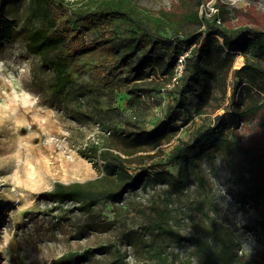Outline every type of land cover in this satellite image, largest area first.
<instances>
[{
  "label": "rangeland",
  "instance_id": "obj_1",
  "mask_svg": "<svg viewBox=\"0 0 264 264\" xmlns=\"http://www.w3.org/2000/svg\"><path fill=\"white\" fill-rule=\"evenodd\" d=\"M135 2L151 11H181L183 7L180 0ZM29 4L30 0L7 4L8 17L21 28L30 23ZM216 5L221 6L227 27L264 31V0H206L202 13H221ZM204 29L195 33L202 34L201 41ZM113 30L122 33L123 26L112 21L92 32L99 38ZM191 48L183 46L182 57ZM234 56L233 70L239 69L235 67L238 54ZM123 79L130 86L136 82L128 73ZM228 80L232 82V73ZM54 86V73L28 52L23 33L15 41L0 42V264H51L70 251L110 243L128 253L130 264H157L159 251L172 264H207L220 242L210 238L197 245L153 234L156 211L166 208L172 211V226L184 237L211 223L209 213L221 226L234 264H264V111L239 124L236 118L248 108L264 105V93L240 89L234 103L231 85L226 90L217 87L202 116L196 115L198 100L189 98L176 131L147 141L123 136L125 131H136L129 126V85L119 89L115 98L101 84H95L92 93L74 87L63 95H57ZM178 100L164 91L156 95L149 102L146 129L161 126L169 106ZM219 117L223 120L218 127ZM111 125L118 126L121 134L108 135L105 127ZM214 127H218L217 138L227 137L238 149L227 148L217 151L213 159L204 158L200 174L204 185L197 180L181 197L153 179L147 187L130 191L120 200L102 202L91 212H71L72 203L60 209L40 199L58 182L86 183L101 177L80 154L88 153L94 143L130 154L126 157L133 174L145 170L153 176L162 170L157 167L161 164L163 170L177 175L178 167L167 164L174 148L192 143L200 132ZM197 154L198 149L190 153ZM99 165L104 162L100 160ZM86 264L116 262L109 255Z\"/></svg>",
  "mask_w": 264,
  "mask_h": 264
},
{
  "label": "trees",
  "instance_id": "obj_2",
  "mask_svg": "<svg viewBox=\"0 0 264 264\" xmlns=\"http://www.w3.org/2000/svg\"><path fill=\"white\" fill-rule=\"evenodd\" d=\"M11 0H0V42L15 41L23 33L27 50L36 55L55 75V92L63 95L74 87L85 93L95 92V84L110 88V94L124 85L123 75L135 78L129 87L127 108L131 111L129 126L136 131H125L123 136L156 141L163 133L176 131L181 114L188 108L189 98L198 100L196 115L206 114L215 88L232 87V99L236 102L239 90L255 89L264 93V31L251 27L229 28L221 13H202L206 0H180L181 11H151L138 5L135 0H30V23L22 28L7 15V4ZM116 21L123 26L122 33L109 31L96 38L93 30L100 25ZM191 27V31L189 30ZM205 27L202 34L195 36ZM187 37L182 42L181 38ZM170 37V38H169ZM222 40V41H221ZM192 47L184 61L182 76L174 83L181 48ZM242 54L245 65L233 70L234 55ZM233 55V56H232ZM233 80L229 83V75ZM162 91L179 98L170 105L163 124L153 131L146 129L149 102ZM105 92V89H104ZM264 111V105L254 106L236 115L237 124L243 119ZM219 124L223 120L218 118ZM216 126V125H215ZM214 127L200 132L192 143H180L172 151L167 164L178 167V174L157 167L150 175L141 170L136 174L129 169L130 154L117 153L106 143H94L89 152L81 156L95 165L101 177L86 183H56L51 191L41 194L40 199L51 202L57 208L72 203L71 212H91L102 202L122 199L130 191L147 187L153 179L169 187L172 195L183 196L198 182L204 158L213 159L217 151L238 149L227 137L217 138ZM108 135H120L118 126L105 127ZM198 149V154L190 153ZM104 162L103 166L99 161ZM153 234L187 242L203 244L212 238L220 242V249L207 257V264H234V256L226 245L221 226L209 213L211 223L198 227L196 234L184 237L172 226V211L158 209ZM204 233V234H203ZM112 255L116 264H130L128 253L113 246L102 245L82 251H70L52 261L51 264H86L95 257ZM157 264H172L170 257L161 251L156 254ZM146 264V263H144Z\"/></svg>",
  "mask_w": 264,
  "mask_h": 264
},
{
  "label": "built area",
  "instance_id": "obj_3",
  "mask_svg": "<svg viewBox=\"0 0 264 264\" xmlns=\"http://www.w3.org/2000/svg\"><path fill=\"white\" fill-rule=\"evenodd\" d=\"M186 56H187V54H186ZM186 56L181 57V59L179 61L178 70H177L178 73H177L176 78L174 79V83L177 82V80L182 76L184 64H185L184 61H185Z\"/></svg>",
  "mask_w": 264,
  "mask_h": 264
},
{
  "label": "bare ground",
  "instance_id": "obj_4",
  "mask_svg": "<svg viewBox=\"0 0 264 264\" xmlns=\"http://www.w3.org/2000/svg\"><path fill=\"white\" fill-rule=\"evenodd\" d=\"M244 61H243V55L242 54H238V57L235 60V67L236 68H242L244 66Z\"/></svg>",
  "mask_w": 264,
  "mask_h": 264
}]
</instances>
